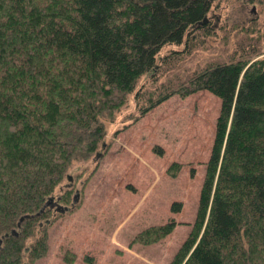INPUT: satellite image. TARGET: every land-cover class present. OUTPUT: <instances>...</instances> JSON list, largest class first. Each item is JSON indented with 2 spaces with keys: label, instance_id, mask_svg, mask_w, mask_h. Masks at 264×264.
<instances>
[{
  "label": "trees",
  "instance_id": "obj_1",
  "mask_svg": "<svg viewBox=\"0 0 264 264\" xmlns=\"http://www.w3.org/2000/svg\"><path fill=\"white\" fill-rule=\"evenodd\" d=\"M217 1L0 0V51L10 47V37L57 24L66 30L65 46L78 53L81 107L42 132L48 144L64 140L63 125L84 138L103 132V122L113 119L132 91L139 113L171 94L205 90L219 99L195 215L167 264H264V16L261 22L251 16L243 27L220 23L210 13ZM0 81L8 95L5 107L41 132L21 100L28 93L22 81L16 88L4 76ZM30 141L37 145L40 138ZM69 144L76 146L74 156L92 149L83 141ZM3 158L0 142V164ZM65 179L61 193L57 189L63 207L71 197L72 175ZM34 183L24 203H16L14 194L6 198L10 211L1 212L0 223L4 264H34L46 248L42 233L52 220L40 218L49 209L42 192L48 180ZM178 204L170 209L177 211ZM172 227L170 220L143 232L156 237ZM35 228L41 235L23 250L22 237Z\"/></svg>",
  "mask_w": 264,
  "mask_h": 264
},
{
  "label": "rangeland",
  "instance_id": "obj_2",
  "mask_svg": "<svg viewBox=\"0 0 264 264\" xmlns=\"http://www.w3.org/2000/svg\"><path fill=\"white\" fill-rule=\"evenodd\" d=\"M216 4L210 13L220 23L243 27L251 16L260 22L264 16V0ZM65 35L62 26L45 24L10 37V47L0 51V75L14 88L22 81L28 93L21 100L41 131L5 107L8 95L2 94L0 81V142L6 157L0 164V223L1 212L10 211L9 195L24 203L36 187L32 181L47 179L42 192L49 209L40 221H52L42 233L46 248L34 264H167L195 215L219 99L205 90L171 94L139 113L132 91L113 119L103 122V132L84 138L63 125L64 140L48 144L42 132L81 107L78 53L65 46ZM34 135L40 138L37 145L30 141ZM74 141L92 149L74 156L76 146L69 144ZM68 174L72 199L67 209L57 199ZM71 201L77 205L71 207ZM175 202L179 207L172 211ZM55 212L61 214L50 218ZM170 220L173 227L166 235L143 232ZM38 235L37 228L24 235L23 250Z\"/></svg>",
  "mask_w": 264,
  "mask_h": 264
},
{
  "label": "water",
  "instance_id": "obj_3",
  "mask_svg": "<svg viewBox=\"0 0 264 264\" xmlns=\"http://www.w3.org/2000/svg\"><path fill=\"white\" fill-rule=\"evenodd\" d=\"M252 10H253V7H252ZM102 146H103V144H102ZM99 156V154H96V156L95 157H98ZM68 179H71L70 177H68ZM78 196V193L77 192H75L74 193V197H77ZM22 219V217H20V219L19 220H21Z\"/></svg>",
  "mask_w": 264,
  "mask_h": 264
}]
</instances>
